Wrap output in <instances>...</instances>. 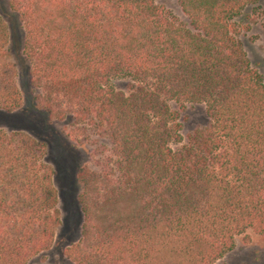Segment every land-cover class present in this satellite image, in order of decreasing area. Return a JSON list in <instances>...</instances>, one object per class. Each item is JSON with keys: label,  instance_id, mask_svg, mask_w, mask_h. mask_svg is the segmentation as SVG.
I'll use <instances>...</instances> for the list:
<instances>
[{"label": "trees", "instance_id": "1", "mask_svg": "<svg viewBox=\"0 0 264 264\" xmlns=\"http://www.w3.org/2000/svg\"><path fill=\"white\" fill-rule=\"evenodd\" d=\"M23 31L32 100L93 142L81 167L72 264H216L248 231L264 239V78L241 40L264 0H8ZM0 17V109L22 108ZM127 79L129 91L114 81ZM204 104L184 141L172 102ZM104 151V152H103ZM46 145L0 130V264H28L60 225Z\"/></svg>", "mask_w": 264, "mask_h": 264}, {"label": "rangeland", "instance_id": "2", "mask_svg": "<svg viewBox=\"0 0 264 264\" xmlns=\"http://www.w3.org/2000/svg\"><path fill=\"white\" fill-rule=\"evenodd\" d=\"M169 10L184 17L179 0H158ZM0 17L10 30L11 53L9 59L19 66V84L24 94V104L14 113H5L0 109V130L20 131L41 141L46 145L47 164L54 170V185L58 193L60 225L57 228L52 247L32 258L28 264H72L65 256V250L82 237L84 214L79 204L81 187L77 181V173L81 167L99 170L98 159H102L98 151L102 148L93 142H82V138L72 133V127L66 122L52 118L40 110L32 100L29 75L22 55L23 31L19 17L14 13L8 0H0ZM251 22L249 31L242 32L241 40L255 68L264 78V4L256 8L250 7L242 17ZM130 81L117 79L115 87L119 91L128 92ZM173 109L180 113L183 124L184 141L173 144L175 150L185 144L196 130L209 124V117L204 104L171 103ZM104 152V151H103ZM216 264H264V239L253 231L237 236L236 247Z\"/></svg>", "mask_w": 264, "mask_h": 264}]
</instances>
